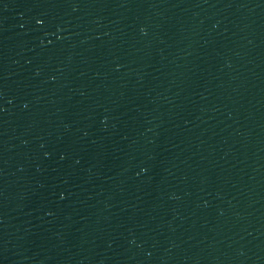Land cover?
I'll return each instance as SVG.
<instances>
[{
    "label": "water",
    "instance_id": "obj_1",
    "mask_svg": "<svg viewBox=\"0 0 264 264\" xmlns=\"http://www.w3.org/2000/svg\"><path fill=\"white\" fill-rule=\"evenodd\" d=\"M0 264H264V0H0Z\"/></svg>",
    "mask_w": 264,
    "mask_h": 264
}]
</instances>
